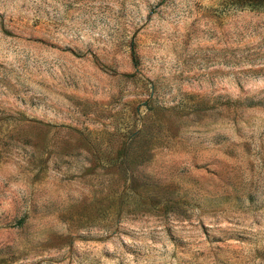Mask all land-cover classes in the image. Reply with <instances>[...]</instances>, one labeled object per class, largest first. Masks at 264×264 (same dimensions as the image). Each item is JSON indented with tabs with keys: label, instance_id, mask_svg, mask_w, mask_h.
Wrapping results in <instances>:
<instances>
[{
	"label": "rangeland",
	"instance_id": "1",
	"mask_svg": "<svg viewBox=\"0 0 264 264\" xmlns=\"http://www.w3.org/2000/svg\"><path fill=\"white\" fill-rule=\"evenodd\" d=\"M0 264H264V6L0 0Z\"/></svg>",
	"mask_w": 264,
	"mask_h": 264
},
{
	"label": "trees",
	"instance_id": "2",
	"mask_svg": "<svg viewBox=\"0 0 264 264\" xmlns=\"http://www.w3.org/2000/svg\"><path fill=\"white\" fill-rule=\"evenodd\" d=\"M244 1L247 5H249L252 8H260L264 6V0H244Z\"/></svg>",
	"mask_w": 264,
	"mask_h": 264
}]
</instances>
